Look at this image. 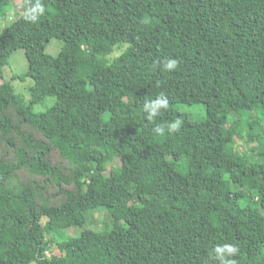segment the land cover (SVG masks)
Masks as SVG:
<instances>
[{
  "label": "trees",
  "instance_id": "trees-1",
  "mask_svg": "<svg viewBox=\"0 0 264 264\" xmlns=\"http://www.w3.org/2000/svg\"><path fill=\"white\" fill-rule=\"evenodd\" d=\"M23 4L0 33V77L23 49L33 81L28 103L0 88V264H221L223 245L264 264V0ZM157 96L168 107L149 118ZM96 209L111 232L83 228Z\"/></svg>",
  "mask_w": 264,
  "mask_h": 264
},
{
  "label": "rangeland",
  "instance_id": "rangeland-1",
  "mask_svg": "<svg viewBox=\"0 0 264 264\" xmlns=\"http://www.w3.org/2000/svg\"><path fill=\"white\" fill-rule=\"evenodd\" d=\"M13 7L0 16V33L1 31L9 26L15 19L24 12V0H12ZM62 43L57 39H52L46 44L45 52L51 56H57L60 52ZM123 49L115 48L112 53L105 57L107 62L112 61L117 57ZM28 69V63L25 57V51L23 49L15 50L11 56L6 60L5 67L2 70V76L0 77V88L3 86V83L9 82L12 87L14 94L24 97L25 101L28 103L29 99V89L33 86V81L25 77V73ZM57 103L55 97H47L42 103L33 105L32 109L35 113L39 115H45L46 111L53 108ZM180 111H186L193 120L201 119L205 116V107L200 105V107H188L185 106L180 108ZM260 125L264 129V119L259 118ZM245 136V133H243ZM237 146H240V149L245 152L247 146L242 145L241 141H236ZM73 156V154H71ZM264 208V198L262 201ZM86 222L84 229H91L99 233H109L113 229L112 218L109 212L106 209H96L89 210L85 212ZM81 232L80 228H71L67 229L63 235L65 236H78ZM264 234V233H263ZM65 236V237H66ZM54 253H57V249L52 250ZM49 255V254H48ZM35 264V263H32Z\"/></svg>",
  "mask_w": 264,
  "mask_h": 264
},
{
  "label": "clouds",
  "instance_id": "clouds-1",
  "mask_svg": "<svg viewBox=\"0 0 264 264\" xmlns=\"http://www.w3.org/2000/svg\"><path fill=\"white\" fill-rule=\"evenodd\" d=\"M31 16L29 17L32 20H35L37 18L38 14H41L43 12V7L40 5L39 2L36 3V5L30 10ZM178 66V61L175 59H169L164 64V67L168 70L174 69ZM145 111L148 112L149 118L155 117L158 115L159 109H166L168 107V100L164 96H157L156 99L150 100L145 104ZM179 120H177L175 123H171L168 128L169 131H178L179 130ZM159 134H162L164 129L162 127H157L154 129ZM236 248L232 245H223V246H217L215 248V254L216 257L220 259L221 264H234L233 261L227 260L225 257L226 255L233 254L236 252Z\"/></svg>",
  "mask_w": 264,
  "mask_h": 264
}]
</instances>
